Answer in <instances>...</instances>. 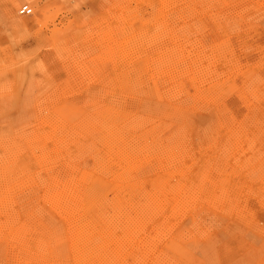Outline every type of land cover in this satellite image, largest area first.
I'll return each instance as SVG.
<instances>
[{
  "label": "bare ground",
  "instance_id": "obj_1",
  "mask_svg": "<svg viewBox=\"0 0 264 264\" xmlns=\"http://www.w3.org/2000/svg\"><path fill=\"white\" fill-rule=\"evenodd\" d=\"M156 2L160 15L153 25L166 38L152 42L160 49L150 52L149 67L133 60V44L154 19L139 9L127 18L114 15L112 26L86 37L91 63L83 58L70 71L98 76L94 99L44 108L47 114L27 132L6 126L1 140L8 152L0 156V262L216 264L221 251L227 255L217 232L229 230L224 221L236 194L230 186L247 168L249 160L239 156H261L251 159L247 174L264 183V151L257 147L264 141V80L254 66L242 73L250 79L249 89L240 90L235 62L225 59L228 42L221 38L231 22L240 23L244 12L238 7L252 10L261 4ZM19 4L8 0V10L18 26L28 27V20L13 15ZM37 7L36 16L44 17L45 7ZM176 8L206 15L214 37L181 40L164 14ZM38 16L34 21L41 24ZM81 33L73 20L61 19L37 43L50 42L53 52L45 56H56ZM220 55L224 73L216 68ZM146 73L151 75L147 88ZM164 74L172 82L166 90L158 80ZM237 100L245 112L240 119L230 112ZM202 110L210 119L196 134L194 116Z\"/></svg>",
  "mask_w": 264,
  "mask_h": 264
},
{
  "label": "rangeland",
  "instance_id": "obj_2",
  "mask_svg": "<svg viewBox=\"0 0 264 264\" xmlns=\"http://www.w3.org/2000/svg\"><path fill=\"white\" fill-rule=\"evenodd\" d=\"M253 1H257V5L261 4L260 8L245 10L246 5L238 7L244 12V17L240 16L241 20H238L240 23L231 22L232 26L228 27L221 38L228 42L224 55L226 60L232 59L235 62L234 67L238 70V73H234L235 80L240 90L249 89L247 86L250 79L246 78L245 81L243 75L254 66L258 65L257 71L260 72L258 74L264 80V0ZM23 6H29L32 13L22 14ZM37 6L46 9L44 17L37 15L42 20L41 24L34 21L37 17ZM8 9V0H0V156L8 152L1 140V135L8 130L7 125L24 128L23 131L26 129L27 132L38 116L47 114L44 108L65 103L81 106L82 100L94 99L97 87L100 86L98 76L95 73H75L76 70L70 73L71 68L76 67L83 58L84 64L91 63L87 49L90 44L86 43L87 36L94 35V30L101 32L107 25L112 26L120 13H124L127 18L133 10L139 9L143 17L154 19L152 25L160 15V7L156 0H20L13 15L15 18L20 17L29 21L28 27H21L16 24ZM178 9L180 8L164 13L172 32L175 31L181 40L199 39L205 42L207 36L211 34L208 17L196 10L178 12ZM114 15H117L116 18ZM180 16L183 18L179 19ZM61 19L73 20L76 30L82 33L71 40L63 53L45 56L46 53L53 52V46L45 40L37 43V37L51 29L53 24ZM162 19L160 18L158 23H161ZM204 22L207 23L206 28ZM138 25L139 23L136 24ZM153 26L144 28V34L141 36L138 35L141 31L138 32V40L133 44L136 45L133 48V60L140 64L146 62L148 67L150 52L160 49L152 42L166 38L156 29V25ZM211 35L214 37V33ZM154 55L153 53L152 56ZM206 56L211 55L206 53ZM221 56L223 55L218 57L216 68L218 72L224 73L225 59L220 60ZM71 61L73 63H70ZM121 67L129 68L126 64ZM156 68L159 69L158 66ZM150 77V73L142 76L145 88L150 85ZM158 80L165 90L172 86V82L165 74ZM236 96L228 94L226 98L237 99ZM250 100L253 99L250 97ZM243 110V105L237 100L230 112L240 119L245 113ZM197 114L194 116L193 126L196 134L199 133L202 122L210 119L204 115L203 110ZM193 137L192 142L195 146L197 139ZM258 143L259 150L264 151V141ZM256 156L261 157L250 152L239 156L249 160L247 168L239 176L238 183L243 185V190L240 194L236 187L239 184L231 183L230 191L236 194L232 197L234 200L224 221L229 225V230L217 232L220 245L226 243L228 252L225 255L221 251L219 258H216V264H264V183L250 180L247 174L251 172V159ZM196 255L202 258L200 253ZM16 259H6L0 264H15Z\"/></svg>",
  "mask_w": 264,
  "mask_h": 264
},
{
  "label": "built area",
  "instance_id": "obj_3",
  "mask_svg": "<svg viewBox=\"0 0 264 264\" xmlns=\"http://www.w3.org/2000/svg\"><path fill=\"white\" fill-rule=\"evenodd\" d=\"M30 12H31V9L28 6H24L21 9V13H23V14H30Z\"/></svg>",
  "mask_w": 264,
  "mask_h": 264
}]
</instances>
